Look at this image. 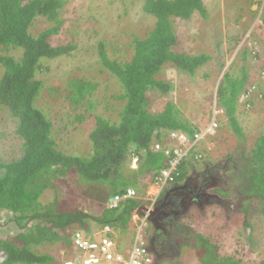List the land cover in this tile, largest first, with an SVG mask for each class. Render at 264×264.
Instances as JSON below:
<instances>
[{
    "label": "trees",
    "instance_id": "16d2710c",
    "mask_svg": "<svg viewBox=\"0 0 264 264\" xmlns=\"http://www.w3.org/2000/svg\"><path fill=\"white\" fill-rule=\"evenodd\" d=\"M68 1L0 0V106L10 111L16 123L14 135L20 141L19 155L15 158L7 160L0 154V213L5 215L6 223L13 225L15 231L13 237H0L4 264H55L49 253L36 252L35 246L62 241L71 247L72 236L68 229L74 226L83 229L88 219L103 226L121 224L125 229L123 222L125 217L131 219V209L138 205L136 201L131 199L114 209L104 208L100 215L93 216L81 208L86 202L82 201L83 204L79 205L78 198L87 197L101 204L105 196L122 194L128 188L138 186L143 175L152 173V181H160L161 171L170 167L168 162L171 159L166 153L170 149L167 140L161 136L162 131L182 130L190 134L189 141L193 137L195 127L174 104L169 103L160 113L149 112L144 90L158 87L164 93L170 92V83L153 78V74L165 63L194 76L202 65L210 61V57L203 53L192 55L173 51L177 45L174 20H190L196 12L208 19V9L203 0H143L142 10L155 19V27L145 39H134L135 54L131 60L121 61L118 59L120 56L111 59L109 51L115 53L113 48L117 43L107 44L106 38L95 31L98 44L93 48L99 54L95 62L102 60L104 69L101 72L114 75L124 90L121 99L128 100L120 111V121L111 123L95 115L96 123L84 130L91 145L90 152L70 155L61 149L60 142L53 135L52 118L39 110L35 102L40 93H44L46 84L45 79L38 76L50 71L44 68L43 59L75 58L76 51L85 50L72 42L60 46L51 43L52 37L60 33L66 22L61 17ZM115 1L109 0V4ZM246 1L250 2V8L257 0ZM232 4L238 3L232 1L227 6L228 12L233 10ZM128 13L129 10H125L124 14ZM37 19L47 22L49 27L35 36L31 31ZM91 51L89 48L84 52L87 55ZM16 52H21V55ZM243 56L247 57L248 53ZM81 64L73 71L58 75L65 78V98L86 110L85 114L75 119L78 122L95 111L97 101L90 97L100 86L93 79L78 76L85 70L88 61L84 59ZM46 80L50 81L49 78ZM242 90V84H234L232 88L223 86L219 91L218 102L226 111L227 124L221 134L214 136L215 145L223 140L230 142L233 137L239 143L247 139L237 118V98ZM46 91L50 92V88ZM51 91L59 92L57 87ZM103 97L106 99V96ZM81 129L83 127H79ZM228 132L231 136L226 139ZM153 144L161 148L156 149ZM234 146L229 147L223 158L228 161L234 159L226 169L230 171L235 164L248 161L245 168L239 170L250 177L246 179L249 187H245L247 184L239 186L245 194L241 205L256 199L264 202V135L257 138L249 156L234 151ZM206 151L205 144L200 141L188 150L186 158L199 155L203 162L208 163L212 153ZM170 152L172 154V150ZM130 155L132 160H138L136 170L132 168ZM173 176L175 180L179 178L175 174ZM68 188L75 190L73 197H67ZM76 188L82 191V195ZM137 190L145 194V191ZM47 191L53 192V202L42 200ZM219 203L229 207L216 200V204ZM246 226L250 223L246 222ZM193 234L191 229L187 231L186 247L191 246ZM195 236L198 239L195 249L203 252L199 258L202 264H240L232 256L220 257L216 245H212L208 238Z\"/></svg>",
    "mask_w": 264,
    "mask_h": 264
},
{
    "label": "rangeland",
    "instance_id": "374dc122",
    "mask_svg": "<svg viewBox=\"0 0 264 264\" xmlns=\"http://www.w3.org/2000/svg\"><path fill=\"white\" fill-rule=\"evenodd\" d=\"M206 5L209 18L204 19L199 13H194L190 20L176 19L173 22L175 33H179L181 41L185 45H180L177 50L178 52H187L192 55H198L201 53L212 54L213 49L225 47V58L221 56H215L213 62H209L204 65L202 68L198 69L195 76L188 78L185 74H178V78L175 79L174 76L177 74L175 70L164 69L163 78L172 81L175 86L178 88V91L173 94H170L165 101H174L176 106L180 108L181 113L185 118L194 119L201 123L205 124L209 118V113L211 111L210 106L203 104L190 96L189 100L186 101L187 97H179L185 91L192 88L193 86H199L201 83L207 81L210 87L201 88L207 92L203 93V96L214 92L212 90V84L218 81L219 73L224 72L230 66V70L234 73H239L240 68L237 69L236 66L233 67L234 62L238 64L240 57H242V52L245 46V38L241 39L239 42L234 37V34L230 31L234 26L232 22L234 21V16L237 19H240L239 11L245 6H249L250 2L246 0H203ZM232 1L237 2V5L232 4L231 12H228L227 6L231 5ZM69 4L66 7L65 12L62 14V19H65L66 22L63 25L61 32L54 36L52 43L54 45L62 44H78V46L84 47L83 50L91 48V54H85V50L82 52L76 51V57L72 60L71 63H57L56 67H50V71H44L38 77L45 79L46 88H53L55 86L59 87L60 90L57 93L45 92L42 93L43 97L37 100L38 109L44 110L48 117H51L53 122V135L60 142L61 149L67 154L80 153L84 154L88 152L89 146L87 136L85 134V129L90 127L84 126L83 130H79V127L76 126L78 123L75 120L74 113L76 112L72 108H66L68 102L65 98V78L58 76L61 74L60 68L64 69L62 73L70 71V69L75 67H80L82 61L86 59L88 64L84 71L78 73L79 77L85 79L94 80L100 86L96 90L95 94L92 95V98L95 102V115H102L107 117L112 114L114 110L118 109L117 106L115 109L110 108L108 105H104L106 96L110 101H114L113 95L114 91L120 92V86L115 81V78L106 72H100L99 66L95 62L98 58V50L93 48L98 44V37L95 34V31L101 34V37L104 36L107 40V44L113 43L115 35H124L128 32L127 44H132L133 40L136 37L146 38L150 31L155 27V19L151 16L145 14L142 10L143 0H117L114 4H109V0H69ZM259 4V3H257ZM261 5L264 7L263 2ZM129 7V9H127ZM125 10H129V15L124 14ZM253 10V9H252ZM41 19L35 21V26L32 27V33L34 35L38 34L40 31L49 27L47 22H40ZM97 21V22H96ZM108 33V34H107ZM192 35V39L189 40V36ZM248 35V34H247ZM246 37V36H245ZM120 41H123L122 36L119 37ZM189 40V41H188ZM252 41V40H251ZM256 41V40H254ZM234 45L237 46V50H231ZM258 45V44H257ZM256 43L254 49H264L262 48V43H259L257 47ZM86 46V47H85ZM216 47V48H215ZM253 47V46H251ZM257 47V48H256ZM79 48V49H80ZM230 49V56L227 55V51ZM133 48L120 49L115 51V53L109 51L111 59H115L120 56L118 59L121 61H129L134 56ZM125 51H127L125 53ZM221 52V51H220ZM17 55H21V52H16ZM84 54V56H83ZM68 59H65L67 61ZM46 61V60H45ZM44 62V61H43ZM103 63V62H102ZM102 63L100 66H102ZM222 65L225 70L221 71ZM47 65H44V68ZM261 68V67H259ZM83 69V68H82ZM237 69V71H236ZM263 70L262 68L260 71ZM73 71V70H72ZM77 71V70H76ZM221 71V72H220ZM205 73H208L209 76L205 77ZM54 75V79L52 78ZM48 76V77H47ZM255 80L254 75L251 76ZM46 80V79H48ZM260 81V80H259ZM200 88V87H198ZM199 89V90H201ZM195 91V89H194ZM163 99V100H164ZM180 99V100H179ZM184 102V105L180 106L177 102ZM194 101V102H192ZM106 104V103H105ZM210 104V103H208ZM161 105V101L157 102V106ZM179 105V106H178ZM239 107H243L239 103ZM66 112V113H64ZM119 111L113 113L112 119L118 120ZM203 114L206 115L203 117ZM238 120L241 121L242 127L250 133L245 141L238 142L236 137H233L231 141L223 140L222 143H216L214 153L210 154L209 160L212 164L218 163L225 154L229 152V147L234 146L235 149L242 148L239 152L244 153L246 151L247 155H250V151L254 148L253 145L258 136L264 134V101L260 102L256 106L247 108L244 106L242 109H239ZM63 115V116H62ZM86 117L88 114H86ZM92 120V119H91ZM90 123L89 120H87ZM86 124V123H85ZM16 128V123L11 116L10 111L0 106V154L4 159L10 160L19 155L20 141L14 135ZM77 128L76 131L73 129ZM226 139H229L231 133L228 132ZM206 152H213V145H205ZM232 151V152H234ZM201 163L198 161L194 164H188L184 162L179 168L180 177L179 179L184 178L188 173L190 174L193 170L197 171L202 168ZM239 168L233 169L232 171H227L226 184L224 186L228 194H236V190L239 186L247 184L245 187H249V182H246V179L250 177L244 173H240L239 170L244 169L246 163H238ZM230 181V185L228 183ZM235 183L232 185V183ZM148 179H141L138 186L142 191H145L146 194H153L156 191L155 184L148 185ZM160 183V181H158ZM156 188V189H154ZM138 191V190H137ZM140 194L142 192L138 191ZM241 196L245 199V194L243 191H240ZM52 191H48L42 198V200L53 202L52 201ZM72 196L71 194H66ZM145 195V194H144ZM143 195V196H144ZM55 196V195H54ZM238 204H232L231 207L225 208L219 204L214 206H208L204 211L193 208L189 212L183 223L187 220V223L193 229V236L190 240L191 246L185 247L183 256L181 259L182 264H202L200 257H202V250H197V237L195 235H202L208 238L212 245H216L218 255L220 257L232 256L236 260L240 261V264H264V202L255 200L253 202H247L244 206L241 205V200L237 199ZM81 205V202H79ZM83 209H89V212L93 216H98L103 211V207L100 203H91L86 202L83 205ZM190 217V218H189ZM188 218L190 220H188ZM192 219V220H191ZM87 222L93 229H101L103 225H99L92 219H88ZM246 222L250 223V226H246ZM126 229L123 230L122 225L118 224L115 226L116 240L120 243V246L123 248L127 245H132L134 243V238H136L138 233V228L141 226L139 221L128 217H125L123 222ZM73 230L83 229L80 227H73L69 229V235H72ZM146 232V228H144ZM71 232V233H70ZM15 235L14 226L10 223H6V217L4 214L0 213V237L7 238L13 237ZM34 250L39 253H49L55 260V264H62L64 260L70 257V253L66 252L65 255L61 254V250H68V246L64 245L61 241H55L53 243H45L38 246H35ZM200 258V259H199Z\"/></svg>",
    "mask_w": 264,
    "mask_h": 264
},
{
    "label": "clouds",
    "instance_id": "9594fccd",
    "mask_svg": "<svg viewBox=\"0 0 264 264\" xmlns=\"http://www.w3.org/2000/svg\"><path fill=\"white\" fill-rule=\"evenodd\" d=\"M261 2H263V4H264V0H257L256 3L254 5H252L250 8H248V6L247 7L245 6V7L241 8L242 9L241 11L238 10L239 11V15H240L241 18L237 19V17L234 16L235 18H234V21L232 22L234 27L230 31L234 34L233 38H235L237 40V42H239L241 39L245 38L244 42L246 43L245 46H243L244 50L242 52V57H240L238 64L235 63V62L233 64V67L236 66L237 69L238 68L241 69L240 72L239 73L232 72L230 70V66L231 65H229L227 70L224 71L225 68L222 65L221 71H224V72L220 71L221 72V73H219V77L220 78H218V81L216 83L214 82L212 84V90L214 92L206 95V97L203 96V93L207 92V91L203 90L201 88L210 87L208 85L209 83L207 81H205L204 83H201V85L198 86L200 88H198L197 86L191 85L192 88L188 89L181 96H179V97H184V96L187 97L185 99L186 101H188L190 96H191L193 98H196V100L199 101L200 104L201 103H203V104L205 103V104L209 105L210 109L212 111V113L211 112L209 113V116H208L209 120L205 124L202 125L201 123H199L198 121H196L194 119H189V117L186 118L187 120L190 121L192 126L195 127V128L192 127L194 129V132H193V137H192V139L190 141H189V138H190L189 135L190 134L185 132V131L175 130V129L168 130V131H162L164 133H162L161 136H162V138H165L168 143H170V141H171L170 138H171L172 134L183 135V136H185L187 138L188 147H189V145H191V144H193L195 142V140H196L195 136L198 134V135H202L203 136V138L200 140V141H203V145L204 144L205 145H213V147H214L213 152H209V153H214V150H215V143H214L215 139H214V136L215 135L216 136L219 135V133L221 134L223 132L225 124H227L226 111L221 106V104L218 102L219 91H220V89L223 86L227 87V88H232V87H234V84H242L243 90H242V92L240 93V95L237 98L238 99L237 100L238 112H239V109L240 108L242 109L244 106H247V108H250V107L256 106L260 102L264 101V51L262 52V49L260 51H259V49H254L255 43H256V45L257 44L259 45V43H262L261 46L264 49V7L261 5ZM257 3H259V4H257ZM127 15H129V13ZM173 30H175V29H173ZM175 34L177 36V45H176V47L175 46L173 47V51L178 52L177 48L180 45H185V44L182 43L184 41H181V38L183 36H180L179 33H175ZM120 36H122L123 41L119 40ZM128 36H129L128 32L125 33L124 35H118V33H117L115 35V37H114V40H113V43H117V46L115 48H113V49H115L116 51L120 50V49H127V51H128V49L133 48L134 49L133 50V54H135L134 40H133V43L131 45L127 44ZM53 38H54V36L52 37V39ZM137 38L138 39H145V38H139V37H136L135 39H137ZM190 39H192V35L189 36V40ZM254 40H256V41H254ZM51 43H52V40H51ZM62 45H66V44H62ZM258 45H257V47H258ZM57 46H60V45H57ZM237 46L234 45L230 49L232 51L233 50H237ZM251 46H253V47H251ZM110 49H111V47H110ZM224 49H225V47L224 48L223 47L216 48V49H213L212 54L211 53L206 54V55H208L210 57V61L209 62H213L214 61V57L218 56V55L221 56V58H225V52L226 51ZM230 49L227 51V55H229V56H230ZM127 51H125V53ZM182 52L183 53H187V52H184V51H182ZM246 52L248 53V56L244 57L243 55ZM203 54H205V53H203ZM65 59H68V60L65 61ZM73 59H75V58H70V57H66V56H61V57L54 58V59H43V61H44L43 65H47L46 68H48V69L50 67L59 68V67H56V62L57 63H71ZM209 62H207V63H209ZM96 63L99 66L98 67L99 68L98 71L101 72L104 69L102 60L98 59V61H96ZM101 63H102V66H100ZM207 63H205L204 65H206ZM204 65H202L200 68H202ZM167 67H168V69H170L172 71L173 70L176 71L177 74L174 76L175 79L178 78V74L179 73H181L182 75L185 74L186 76H188V78L189 77L190 78L193 77V76H190L189 73H186V72H183V71L179 70L175 65H172L170 63L163 64L161 66V68L159 69V71L157 73L153 74V78L157 79L156 81H160V82H163L165 84L170 83L171 84L170 86L172 88L169 90L170 92H168V93L162 92V90H160L158 87H156V88L149 87L148 89L144 90V99H146V102L148 104L147 105V110L149 112H151V113L163 112L165 107L169 103H172V104H174L176 106L174 101H165L166 99H164V98H167L170 94H173V93L176 94V92L178 91V88L175 86V84L172 81H168V80L163 78L164 71H165L164 69H167ZM259 67H261L263 70L260 71L261 68H259ZM237 69H236V71H237ZM72 70H74L73 66L70 69V71H72ZM60 71L62 73L64 71V69L60 68ZM106 72L107 71H105L104 73L107 74ZM108 73L110 74L111 72H108ZM206 74H207V76H206ZM111 75L114 77V75L112 73H111ZM252 75H254L255 80L252 79V77H251ZM208 76H209V74L205 73V77H208ZM115 81L117 82L116 78H115ZM44 84H45V82H44ZM65 85H66V83H65ZM118 85L120 86L121 90H120L119 93L114 91V95H113L114 101H110V99L109 98L107 99V97H106V99H105V103L106 104L104 103L103 106L104 105H108L110 108H113V109H115L117 106H119V108L114 110V112H113V113H115V112L119 111V114H118L119 119L118 120H113L112 119L113 113L108 115L107 117L102 116V115H98V116H102L105 119H108L111 123H115V122H119L120 121V119H121L120 111H122L124 109V106L128 102V100L125 101V100L121 99V95L124 94V90L121 88V85L119 83H118ZM56 87L57 86H55L53 88H50V92H52L51 89H54ZM194 89H195V91H194ZM199 89H201V90H199ZM45 90H46V84H45V88H44L43 91H45ZM57 90L59 91L60 88L57 87ZM42 93L43 92H41L40 95L38 96V98L36 99V102H35L36 105H37V100L42 95ZM53 93H56V92H53ZM131 93H132V91H131ZM42 97H43V95L40 97V99ZM70 100L71 99H69V100L66 99V101L68 102V104H66V108H72V109H74L76 111L74 113L75 119L77 117H79L80 115L85 114L86 110L84 109L83 106L79 108V106L77 104L71 102ZM179 100H178L177 103L180 104V106L184 105V102L181 101V103H180ZM158 101H161V105L159 107L157 106V102ZM192 102H194V101H192ZM208 103H210V104H208ZM239 103L243 107H239ZM95 105H96V103H95ZM39 108H41V107H39ZM41 109H43V108H41ZM178 109L180 110V108H178ZM64 113H66V112H64ZM95 114H96V112H94V111L91 114H88V116H90V117L87 118L85 116V120H83L82 122H78L77 121L78 123H76L77 124L76 126H78V127L88 126V127L91 128V126L96 123ZM206 115L203 114V117H205ZM182 116H183V113H182ZM237 118H238V115H237ZM87 120H89L90 123H88ZM215 122L217 123V126L214 129L215 132H214V134H209L207 132V130L210 127H212L213 123H215ZM239 122H240V125H242L241 121H239ZM241 128L243 129V132L247 135V137H246L247 139L249 137V134H253V135L255 134V133L248 132L242 126H241ZM260 136H262V135H260ZM212 137H213V139H212ZM160 139H161V137H160ZM247 139L245 140L246 142H247ZM200 141H198V142H200ZM198 142H196V144ZM89 146H90V144H89ZM153 147H155L154 144H153ZM188 147H184L182 149L180 157H177L178 158L177 159L178 160L177 166L171 172V176L173 177L172 181H169V182H167V183H165L163 185V183H164L163 181L164 180H163L162 176H161L162 178L160 179V183H158V181H156V182L152 181V173L148 174L147 176L146 175L142 176L141 179H146V180L148 179V183H147L148 185L155 184V187L157 188V189L154 188V189H156L155 193H153V194H146L145 193V195H144L142 193L140 194L137 191V188H135L134 186L128 188V189H133V190L136 191V194H137L136 197L135 198H131V199L138 203L137 207L131 209V212H132V217L131 218L135 219L136 221H139L141 223V226H142L141 220L144 217H146L145 225L143 226V229H142V234L144 235V240L146 242L147 250L153 257H154V255L149 249V239H148V237L146 235V232L144 231V228H146V230H147L148 223L150 222V215L153 213L156 199H158V202L163 201L168 196V194L170 193L171 190L183 186L185 184V182L187 180H189L190 178H195L196 180H198V179L201 180V178L199 177L200 173L206 172V170L210 169V168H217L221 164V162L225 160L224 158H222L218 163L212 164V162H208V163L203 162V160L201 159V156H199V155L195 156V157L193 156L192 158H188L187 159L186 158V154H187L188 150L190 149ZM253 147H254V145H253ZM241 149L242 148L238 147L237 150L235 149V151H237L242 156H246L247 155L246 151H244L243 154L239 152ZM88 152H90V148H89ZM129 158L131 159L133 170L138 169V164H137L138 160H137V158H134L132 160V156L131 155L129 156ZM197 161L199 163H201L200 166H202V168L200 170H197V171L193 170L190 174L188 173L184 178H182V179L178 178L177 180H175V177L173 176V174H175L176 176L180 177L179 168H180V166L183 165L184 162H187L188 164H190V163L194 164ZM232 161H234V159H232ZM247 162L248 161L245 160V161H241L240 163H247ZM168 163L170 164V161ZM169 168L170 167H167V169H165V170H168ZM236 168H239L237 164H235L232 169H236ZM165 170H163V171H165ZM227 171H230V170L223 171V174H226ZM161 173H162V171H161ZM223 177H225V176H223ZM140 180H139V183H140ZM234 183H235V181L232 183V185ZM76 184H78V183H76ZM227 184H229V185L231 184L229 180H228ZM219 185H221V183H219ZM174 186H176V187L173 188ZM76 190L80 193L79 195H82L81 194L82 191H79L77 188H76ZM74 191L75 190L68 188L66 190V194H71L72 197H73L74 194H75ZM213 192L217 193L219 196H221V195L223 196L224 193L226 192L225 186H223L222 188L214 186L213 187ZM47 193H48V191L45 194H47ZM124 193H126V192H124ZM124 193H122V194H124ZM113 196H115V195H113ZM113 196H107V197L105 196V198L102 200V203L100 205L103 208L110 209L108 207V205H107V201H108V199H110ZM78 199H79V202H81V205L83 204L82 201L91 202V203H97V202L90 201V199H88L87 197L86 198H80L79 197ZM131 199H127V200H125V201H123L121 203L127 202V201H129ZM198 200L199 199L197 197L191 198L192 202H191V204L189 206V208L190 207L191 208L190 209L189 208L185 209V211H183L182 214L180 215L181 218L178 217L180 219V223L182 224L181 227L185 228L186 231L191 229V227L187 223V220L183 223V219H185V216H187L189 214V212L193 210V208H196V209H199L201 211H204L205 208H207L208 206L216 205V201H212L211 203H205V204H202L200 206H197V205H199ZM256 200H259V199H256ZM121 203L119 204L118 207H121ZM81 208L83 209V206ZM84 210L90 214L89 209H84ZM103 211H104V209H103ZM138 211H142L143 213L139 214ZM189 218H188V220H190ZM74 227L76 228L78 226H74ZM110 227L112 228L113 232L116 234L117 233L116 228L112 227V226H110ZM139 228H138V230H139ZM125 229H126V227H125ZM125 229H123V230H125ZM191 230L193 231V229H191ZM68 231H69V229H68ZM75 231H79V230H73L71 236H73V233ZM98 231H100V229L91 228L89 223H87L86 227H83V230H82V232L86 233L87 235H89V234L93 235V233H96ZM100 235H97V237H100ZM71 239H72V237H71ZM134 240H135V238H134ZM132 245H127V246L131 247ZM185 247H186L185 245L182 246V254L184 252ZM69 248L70 247H68V250H69ZM68 250L67 251L63 250L65 253H63V254L61 253V254L65 255L66 252H68ZM61 252H62V250H61ZM182 254H181L180 258H179V262H178L179 264H182V262H181V259H182V256H183ZM62 264H63V262H62ZM154 264H162V263H158L155 260V257H154Z\"/></svg>",
    "mask_w": 264,
    "mask_h": 264
},
{
    "label": "flooded vegetation",
    "instance_id": "af4514ba",
    "mask_svg": "<svg viewBox=\"0 0 264 264\" xmlns=\"http://www.w3.org/2000/svg\"><path fill=\"white\" fill-rule=\"evenodd\" d=\"M226 160L222 161L217 168H210L200 173L201 180L190 178L183 186L171 190L163 201L158 202L156 199L146 235L149 239V249L158 263L179 264L182 246L186 244L187 231L181 227L178 217L181 218L182 212L189 208L191 198L199 199L197 206L219 200L229 207L233 203L238 204L237 199H243L240 188L236 190L235 195L228 194L226 191L223 196H219L213 192L214 186L222 188L226 184L227 176L223 174V171L228 168L232 159Z\"/></svg>",
    "mask_w": 264,
    "mask_h": 264
},
{
    "label": "built area",
    "instance_id": "2783aa9c",
    "mask_svg": "<svg viewBox=\"0 0 264 264\" xmlns=\"http://www.w3.org/2000/svg\"><path fill=\"white\" fill-rule=\"evenodd\" d=\"M217 123H213L207 132L214 134V129ZM203 138L202 135L195 136V142L188 147L187 138L183 135L172 134L170 138L169 149L166 153L170 154V168L162 171L163 185L173 180L171 172L176 168L178 158L184 147L191 148ZM160 149L159 145L155 146ZM172 150V154L171 151ZM136 191L128 189L124 194H117L107 201L110 209L117 208L119 204L127 199L135 198ZM146 217L141 222L142 226L139 228L134 244L131 247L120 246L116 240V234L108 225L103 226L100 231L93 233V235L82 231H75L72 236V245L68 252L70 257L66 258L63 264H154V257L148 252L144 235L142 234L143 226L145 225ZM101 234V235H100ZM100 235V237H97ZM65 253L64 251L61 252Z\"/></svg>",
    "mask_w": 264,
    "mask_h": 264
},
{
    "label": "crops",
    "instance_id": "0c3cea01",
    "mask_svg": "<svg viewBox=\"0 0 264 264\" xmlns=\"http://www.w3.org/2000/svg\"><path fill=\"white\" fill-rule=\"evenodd\" d=\"M4 255L2 253H0V264H4Z\"/></svg>",
    "mask_w": 264,
    "mask_h": 264
},
{
    "label": "water",
    "instance_id": "95a60500",
    "mask_svg": "<svg viewBox=\"0 0 264 264\" xmlns=\"http://www.w3.org/2000/svg\"><path fill=\"white\" fill-rule=\"evenodd\" d=\"M176 186H174L173 188H175ZM139 212V214H142L143 212L142 211H138Z\"/></svg>",
    "mask_w": 264,
    "mask_h": 264
}]
</instances>
